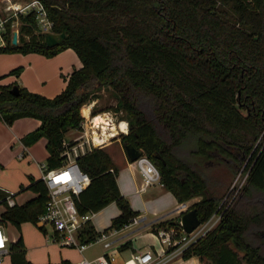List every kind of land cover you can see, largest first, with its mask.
Segmentation results:
<instances>
[{"label":"trees","instance_id":"16d2710c","mask_svg":"<svg viewBox=\"0 0 264 264\" xmlns=\"http://www.w3.org/2000/svg\"><path fill=\"white\" fill-rule=\"evenodd\" d=\"M39 2L48 31L63 32V37L46 45L29 12L20 16L16 43L7 31L0 51L50 56L71 47L81 65L50 97L15 82L0 84V119L10 124L21 116L37 118L38 124L20 139L29 144L44 137V162L55 167L63 160L64 132L77 128L81 108L109 88L114 105L102 108L119 111L118 118L126 121V132L117 135L121 146L141 148L177 201L198 196L186 210L194 208L199 221L220 213L181 257L196 255L201 264H264V0ZM19 70L16 66L9 73ZM11 84L17 85L16 94L9 92ZM96 110L93 104L91 114ZM75 159L89 176L74 198L79 212L114 202L118 212L102 230L120 228L138 213L119 192L116 165L102 146ZM219 163L231 174L242 164L246 170L239 190L221 203L223 192L209 189L204 171ZM24 188L34 195L12 205L0 201L5 204L0 224L10 222L18 231L23 221L36 223L46 197L39 177L28 174ZM160 226L179 231V217L158 220L150 228ZM97 233L87 222L81 236L89 240ZM7 254L11 264H70L27 259L20 231Z\"/></svg>","mask_w":264,"mask_h":264},{"label":"built area","instance_id":"2783aa9c","mask_svg":"<svg viewBox=\"0 0 264 264\" xmlns=\"http://www.w3.org/2000/svg\"><path fill=\"white\" fill-rule=\"evenodd\" d=\"M29 12L34 15L38 31H47L50 23L46 19L44 9L39 0H28L26 2L22 0H0V48L6 45L5 34H7V31L10 39L12 32L15 31L17 41L20 16ZM92 106L93 101L91 99L84 106V110L89 109L90 113ZM86 115L87 111L84 120L82 117L76 128V136L68 140L62 139L63 149L61 154H63V160L59 165L47 167L45 162L37 163L39 178L46 187V197L42 211L37 215L36 223L41 226L43 232H46L45 225H48L50 229L48 239L51 242L58 245L71 246L78 251H82L92 241L98 240L102 242L104 249L100 253H97L92 258L82 255L70 264H112L115 257V246L112 245L113 240L109 236L113 235L115 228L101 230L89 240L84 234L81 236L84 224L89 221L94 211L79 212L75 206L74 198L77 197L78 193L89 181L88 174L78 166L75 158L92 147L100 146L109 141L116 133H125L127 123H125L124 130L119 127L118 123H104V125L113 126V130H111L107 127L103 128V123L101 122L97 123L91 120L87 122L85 120ZM92 116L93 114H91ZM69 140L71 142H68ZM23 154V150H20L17 153V157H21ZM133 162L141 174L142 183L140 188L153 182H160L156 167L143 152ZM0 190L4 192V195L0 196V201L3 200L7 205L16 203L14 192L1 186ZM234 193L235 191L232 196ZM187 206L185 202H179L177 209L185 210ZM219 214L218 211H213L205 220L199 221L189 232L183 231L181 225L179 231L173 227H156L154 232L160 241V249L133 251L124 259V264H171L176 258L181 257L182 250L188 244L216 223ZM129 221L135 222L137 218L133 216ZM8 244L9 241L4 232V225L0 224V258L4 253L8 252Z\"/></svg>","mask_w":264,"mask_h":264},{"label":"rangeland","instance_id":"374dc122","mask_svg":"<svg viewBox=\"0 0 264 264\" xmlns=\"http://www.w3.org/2000/svg\"><path fill=\"white\" fill-rule=\"evenodd\" d=\"M22 1L26 2L28 0ZM39 24L41 23L39 22ZM8 52L11 51H0V68L6 67L8 59L6 58L5 54ZM9 70L10 68L0 73V75L2 74L0 78L8 76ZM107 105H114V99L110 92V89L104 88L100 91L99 97H97L95 107L102 108L106 107ZM111 109L109 108V110ZM119 115V111L115 112L114 120L118 119ZM26 125L27 123H15L13 126H10V128H7L3 124V121L0 120V186L15 193L14 200L16 203H21L34 195V192L32 190L24 188L27 183V175L33 174L35 178H38L39 170L36 161L44 162L46 156L44 139L40 137L33 142L26 144L29 154H25V156L20 158L17 157V140L12 136V133L14 132L16 134H19V130H23ZM76 134L77 131L74 134L70 131L66 134L65 137ZM117 135L118 134L116 133L114 137H111L109 139V141L107 142L109 144L106 145V150L108 151L109 156L114 160L116 159V162L118 163L119 161L117 160L118 157L115 151V147L117 145L115 138L119 139ZM12 142H15L14 145H12ZM121 148L123 150V147ZM204 171L208 177L209 189L216 190L217 192H223V197H221L220 203L224 201L226 196L228 199L232 197V193L234 191L236 193L239 190L244 181L246 173L243 164L236 169L234 174H231L229 169H227V167L223 163L209 166L208 168H205ZM119 176L120 173L118 172L117 177L119 178ZM126 177L129 181V177L127 174ZM215 181H219L221 185L219 187H213L212 184ZM150 188L154 189L155 187L151 186ZM150 188L145 191H137L135 193H132L131 195H129L128 199L130 207L133 210H138L137 212L144 213L146 217L152 214L153 210L157 206L156 195L153 190H150ZM189 204L190 203H188L187 205ZM4 206V203H0V211L3 210ZM116 211L117 206L114 202H109L104 207L95 211L94 215L89 219V223L91 224L94 231L99 232L103 228L107 227L110 224V218L115 214ZM142 222L143 221L140 220L138 224L127 225L117 230L112 235V238H114L123 233H127L129 244L123 248H119L117 246L118 253L121 257L126 256L132 249H137L141 246L147 247L150 250L160 249V241L155 232L151 230L150 227L139 228L138 230L134 229ZM155 223L156 222H153L152 225H155ZM45 228L46 232H43L41 228L37 226V223H32L30 221H23L20 223L19 231L21 232L24 242V248L28 255H30L34 259H40L44 261L59 260L64 256H69L72 258L79 256L74 247L67 245H58L57 243L51 242L48 239V236L50 235V229L48 225H45ZM132 229H134V231L131 232ZM19 231L10 222H6L4 224V232L7 235L9 242L13 241L16 238ZM121 239L122 238H120L118 241H120ZM116 242L117 240H114L112 242V245L115 246L119 243ZM101 249H104L101 241H92L82 250V254L90 257L95 255ZM0 264H10L7 253H4L0 258Z\"/></svg>","mask_w":264,"mask_h":264},{"label":"crops","instance_id":"0c3cea01","mask_svg":"<svg viewBox=\"0 0 264 264\" xmlns=\"http://www.w3.org/2000/svg\"><path fill=\"white\" fill-rule=\"evenodd\" d=\"M5 56L8 59L7 65L5 68H0V73L4 72L6 69H9V68L11 69V68H14L16 66H20V70H19L18 74L9 73L8 76L0 78V84H7L10 82H15L17 85L24 86L25 88H27L30 91L38 92V93H40L44 96H47V97L53 96L54 94L59 92L62 89V87L64 86L66 77L69 74V72L71 71V69L74 67L75 68L79 67L81 65L79 58L77 57L76 53L74 52V50L71 47L62 48L50 56H45V55L37 53V52H26V53L20 52L19 53V52H12V51L6 53ZM0 76H2V74ZM96 100L97 99H92L93 104H96ZM84 106L81 108V115H82L83 120H84L85 114L87 111V115H86L87 117L85 119V120H87V122H90V120L92 122H95L94 117L96 115H100V116H102L104 122H105V120H107V122L111 123V124L118 123L119 127L124 126L126 123L125 120L122 118H121V120H120V118L114 120L115 111L109 110L107 108H101V109L97 108L98 110H96L94 113H92L93 116L91 117V112L89 113V109L88 110L85 109V111H82V109H84ZM118 120H119V122H118ZM38 122H39V120L37 118L31 117V116L17 117L15 119H13L10 124H7L3 121V124L7 128H10V126H13L15 123H27V125L25 126V128H23V130H19L20 131L19 134H16L14 132L12 133V136L15 137L17 140V144H16L17 153L20 150H23V152H24V154L21 157L25 156V154H29V152H28L27 145L21 141L20 136L22 134H24L26 131L34 128L38 124ZM122 123H124V124H122ZM121 129L124 130L125 127L121 128ZM70 131L74 134L77 130H76V128H68L64 132V135H63L64 139L68 140V139L74 138L76 136V135H71V136L65 137L66 134ZM112 137H114V136H112ZM42 138L44 139V137H42ZM115 141L117 144L115 147V151L117 153V157H118L117 160L119 162L117 163L116 159L114 160L111 157L110 158L113 161V163L116 165V168H117L115 181H116V185L118 187L119 192L123 196H125V198L128 201L129 195H131L132 193H135L137 191H145L148 188H150L151 186H154L155 188L154 189L150 188V190L154 191V193L156 195V201H157V206L153 210L152 214H150L148 217H146L144 215V213L138 212L135 215V217L137 218V221H135V222L129 221V223L121 226L120 228H117V229L115 228L116 229L115 232L117 230L127 226V225L138 224V222L140 220L143 222L140 225H137L134 229L138 230L139 228L150 227V225L153 222H156L158 220H162V219H165V218H168L171 216L180 217L181 213L183 211H185L186 209L185 210H178L177 204L179 202H185L186 204H188V203H191L192 201H194L198 198V196H193V197H190V198L183 200V201H177L176 198L174 197V195L168 189H166L160 182H153V183H150V184L140 188L141 183H142V178H141V174H140L137 166L135 165L133 160L129 161L127 159V157L124 153V150H122V148H121L122 146L119 143V139L115 138ZM15 142H12V145H14ZM107 142L108 141H106L105 143L100 145L105 150H106V145L109 144ZM107 153H108V151H107ZM37 163L38 162L36 161V164ZM118 172L120 173L119 178L117 177ZM126 174L129 177V181L126 177ZM30 175L35 177L33 174H30ZM117 212H118V208H117V211L115 212V214ZM94 213H95V211L93 212L92 216L94 215ZM134 229H132L131 232L134 231ZM21 237H22V235H21ZM109 237L113 241L117 240L116 243L119 242L114 247L115 248V251H114L115 257H114V261L112 264H124V262H123L124 259L126 257H128L131 252L137 251L140 249H148L147 247L141 246L137 249H132L130 252H128V254L126 256L121 257L118 253L117 246L123 242L127 243L124 247H126L129 244V239L127 238V233H123V234L118 235L114 238H112V235H110ZM120 238H122L123 240L121 239L120 241H118ZM101 244H102V242H101ZM102 250L103 249L99 250L97 253H100ZM76 251L79 254L78 257L72 258L69 256H64L60 259H66L71 263L72 261H75L78 258H80L82 255L87 257L86 255L82 254V251H78L77 249H76ZM95 255L87 257V258H92ZM117 256H119V257H117ZM25 257L27 259L33 261V262H37V263L45 262L44 260L32 258L30 255L27 254L26 250H25ZM59 260H47V261L58 262ZM171 264H201V261L198 259V257L196 255L192 254V255L185 257V258L184 257H178Z\"/></svg>","mask_w":264,"mask_h":264},{"label":"water","instance_id":"95a60500","mask_svg":"<svg viewBox=\"0 0 264 264\" xmlns=\"http://www.w3.org/2000/svg\"><path fill=\"white\" fill-rule=\"evenodd\" d=\"M64 33L63 32H51V31H45L43 34V41L46 45L52 46L56 44L62 37ZM11 43H16V33L15 31L12 32L11 35ZM9 92L16 94L17 93V85L11 84L9 87ZM124 153L129 161L134 160L138 155L142 153L141 148H137L133 146L131 143H125L123 145ZM180 225L183 231L189 232L192 230L198 223L199 219L196 216L194 208H189L185 211H183L179 217ZM233 246L239 249V245L237 242L233 241Z\"/></svg>","mask_w":264,"mask_h":264},{"label":"bare ground","instance_id":"6f19581e","mask_svg":"<svg viewBox=\"0 0 264 264\" xmlns=\"http://www.w3.org/2000/svg\"><path fill=\"white\" fill-rule=\"evenodd\" d=\"M94 121L97 122V123H99V122L103 123V128H106L107 127L109 129H113V126L104 125V123H108V122H104L102 116H100V115H96L94 117ZM122 124H124V123H122ZM124 127H125V125L124 126H120V128H124Z\"/></svg>","mask_w":264,"mask_h":264}]
</instances>
